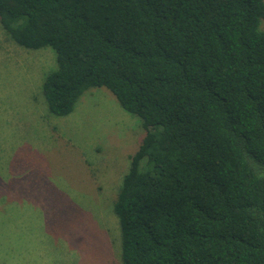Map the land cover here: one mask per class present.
Here are the masks:
<instances>
[{
  "label": "trees",
  "instance_id": "1",
  "mask_svg": "<svg viewBox=\"0 0 264 264\" xmlns=\"http://www.w3.org/2000/svg\"><path fill=\"white\" fill-rule=\"evenodd\" d=\"M263 19L264 0H0L7 39L54 52L48 114L105 88L145 133L113 202L120 264H264Z\"/></svg>",
  "mask_w": 264,
  "mask_h": 264
},
{
  "label": "rangeland",
  "instance_id": "2",
  "mask_svg": "<svg viewBox=\"0 0 264 264\" xmlns=\"http://www.w3.org/2000/svg\"><path fill=\"white\" fill-rule=\"evenodd\" d=\"M54 57L0 26V264H120L113 202L145 133L105 88L69 116L48 114L41 85ZM26 198L35 212L17 204Z\"/></svg>",
  "mask_w": 264,
  "mask_h": 264
}]
</instances>
